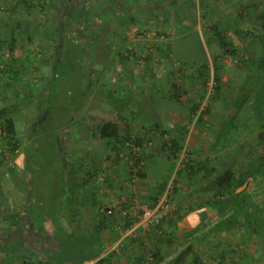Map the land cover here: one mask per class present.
Returning <instances> with one entry per match:
<instances>
[{"label":"crops","instance_id":"obj_1","mask_svg":"<svg viewBox=\"0 0 264 264\" xmlns=\"http://www.w3.org/2000/svg\"><path fill=\"white\" fill-rule=\"evenodd\" d=\"M36 2L31 13L27 12L25 5H20L26 11L24 19L31 16V20L39 26L46 22V25L49 24L46 26L47 30L42 24L41 27L32 28L34 30L32 31L28 26L20 24L17 26L16 16L0 15V112L5 113V116H2L3 120L8 118V101L12 102L8 98L10 96L8 88L16 87L17 93L22 94L25 77H29L32 86L42 81L43 84L39 86L40 92L33 94V98H36L35 103L39 104L37 98L53 95L55 87L62 85L51 83L53 73L58 76V71L61 72L63 66L67 70V65L71 71L78 70L70 57L76 47L74 42L78 43L79 48L84 49L86 55L82 62H77L85 75L83 87L85 90L78 100V107L72 120L58 130H50L46 133L52 139V143L49 150L44 151L42 155L38 154L41 138L45 129L52 124V112L47 105L41 103L40 108L38 107L36 113L34 112L37 122L33 124L35 129L33 128L34 134H32L35 136V142L29 146L21 143L19 152L8 153L6 145L8 140L0 135V264H76L81 257L89 256L91 258L83 264H145V246L155 252L153 264H204L203 261L206 259L198 254L195 244L205 242L211 236L217 239L213 245V258L218 256L217 260L221 264L227 261L225 260L227 257L232 259L235 245L230 233H223L224 239L221 242L222 234L217 235L213 232L218 221L210 224L211 217L217 209H221V206L218 208L214 203L207 204L204 210L208 219L198 229H194L188 217L191 207L202 208L204 204L202 199H205V195L216 196L213 186L215 178L230 170L229 166L227 168L225 165L217 166L215 156L208 157V160L203 158L204 162L191 161L189 162L191 165L187 163L188 166L194 165L196 170L191 175H188V171H183L182 180L179 178L176 183L182 194H178L177 198H182L186 194L194 200L191 204L184 205L183 210L179 206L182 217L175 223L163 225L158 229L136 231L124 239L123 248L112 251L115 244L124 238L122 229L125 227L119 217H109L101 212L111 202L124 195L131 197L134 195L148 205L157 202L161 187H166L173 170L168 169L166 173L162 171V158L167 157L168 153V150L162 151L165 134L170 135L172 141L180 142L183 148L189 145L193 149L207 150L209 153L220 142L218 133L224 122H216L209 131V136L207 129L202 126L204 123H197V127L195 122L189 125L190 119L197 118L198 114L195 116L191 108L198 103L195 102L189 107L184 105L182 94L186 91L175 79L172 81V77L178 79V76L172 75L173 67L171 65L168 67V64L159 65L158 62V58L167 60L168 48L185 42L189 37L195 36L198 45L202 46L206 34L212 41V54L217 57L220 53L218 51L220 45L214 33L202 31L197 26L192 31L169 36L163 29L165 32L163 35L167 40L157 44L156 52L152 57H148L144 66L121 57L124 47L130 44L125 41L124 28L129 27L127 24L131 18L137 23H161L166 28V24L171 22L169 16L172 17L171 0H165L161 6L153 1L148 3L146 0H37ZM236 2L238 0H233V3ZM239 2L238 6L234 4L232 8L234 23L237 25V20L242 18L241 15L237 16L239 6L243 4L250 9L252 7L254 11L250 10L252 12L250 22L252 25L254 23L256 35L262 41L264 0H239ZM15 6L16 4L12 5L13 9ZM14 11L18 13V8ZM35 11L36 13L33 14ZM121 22L124 25L120 27ZM23 29L27 30L26 34ZM16 31L20 33L17 34ZM24 34L26 36H23ZM244 35L246 36V33ZM41 37L44 40L39 42L38 39ZM225 37L234 48H237L229 34ZM34 46L36 50H39L37 46H40L41 51H49V55L52 54L54 58L52 59L54 65L51 64L50 57L44 62L29 60ZM145 46L146 42L134 44L136 51L139 52L146 49ZM8 51L16 57L23 54L21 59L15 57L12 60L9 68L13 73L9 78ZM208 55L211 56L209 52ZM183 67L195 71L194 67ZM14 74H17L14 83H21L19 86L8 82L9 79L12 80ZM196 74L197 80L194 81L200 79V85L197 82L195 86L198 96V91L202 92L204 87V80L200 77L201 73L196 71ZM59 75L58 78H62L64 82L67 76ZM107 86L111 91L104 92ZM62 88L68 89V86L65 84ZM37 95L39 97H36ZM156 97L178 103L180 111L165 109L167 111L157 112L153 106L157 102ZM85 98L88 104L96 99L99 100L101 107L95 111L91 106L86 105L85 110H82ZM147 106L148 112L145 109ZM225 113L224 111L220 114V117L216 114L213 119H227L229 114ZM12 117L16 122L18 134H21L23 129L18 128L15 116ZM47 118L49 120L46 121ZM108 122L119 127V134L114 138L101 139L97 135V127ZM239 125L245 129L247 127L245 122ZM248 126H251V123ZM132 138L135 145L150 146V150L147 153L143 152L141 156L145 165L141 171L143 176H140L136 194L132 188L126 187L130 176L129 165L123 164L118 154L119 151L129 153ZM224 142L228 143V141ZM53 157L56 158L55 161L58 160L59 169L51 177L53 179L50 181L51 188L54 190L56 188L54 183H59L60 186L64 180L65 183H69L71 191L64 205H60V197H58L59 202L53 201L57 206L56 209L58 208L57 211H52L58 216L57 221L55 219L44 221L42 215L45 211L42 209L47 204L45 195L49 193V187L36 186L41 176L39 171L35 170L38 169L37 164L39 165L41 159L49 160ZM44 178H47V175ZM35 189L38 193H34ZM60 230L69 239L62 236L63 233L58 236L54 234ZM66 248L70 250L69 254L65 251ZM252 254L247 252L240 260L242 264H264V250L258 251L256 255ZM225 264H230L229 260Z\"/></svg>","mask_w":264,"mask_h":264},{"label":"rangeland","instance_id":"obj_2","mask_svg":"<svg viewBox=\"0 0 264 264\" xmlns=\"http://www.w3.org/2000/svg\"><path fill=\"white\" fill-rule=\"evenodd\" d=\"M174 1L175 0H171L172 17L169 16L171 22H168L166 24L167 25L165 26L166 28H164L163 24L161 23L148 24L147 22H144L145 24H142L141 28L147 31L154 29L163 31L164 29L166 30V33H168L169 36L171 35L178 36V34L180 35L182 32H184V30L182 29H185L186 25H188V19L186 18L184 23L182 24H180L179 22H175L173 16V14L175 13L174 11L175 9L172 8V6H174L175 3ZM188 1H190V4L192 6L195 5L199 7L201 5V8L204 6L205 2H207L206 0H195V1L188 0ZM16 2H17L16 0H2L1 1L2 6L0 7V15L2 14L8 17L16 16L18 20L17 26H19V24L23 26H28V28L34 31L33 29H35L39 25H37L36 22H33L31 20L32 19L31 16L25 17L24 19L26 11L22 9L23 6L18 7V13H15L11 9L12 5L16 4ZM207 3L208 4L210 3L211 5L208 6L207 8H202L201 10L198 8V10L200 11H198L196 15L199 21L197 28H200V30L202 31L204 30V28L205 31L206 30L211 31L210 29L211 25L218 26L219 30H221L223 34H225V36L228 37L229 34V37L232 38L234 46L237 47L235 48L236 55L233 56L231 53L227 51V49L220 48L218 50L220 52L219 55L217 57L213 56L212 44H211L212 41L208 38V35L205 33L206 40L202 46L198 45L196 37L192 36L186 39L185 42L177 45L175 49L177 53L183 54L185 56L187 55L186 59L187 61L188 59H190L191 63L189 62H188L189 64H187L186 62L183 63L182 61H179L174 58L171 59L169 57H168L169 59L167 58V60L158 58L159 60L158 62L159 65L168 64L167 65L168 67L170 65L173 67L172 75L175 77L178 76V79L172 77V81L175 79L177 83L181 85V87L184 88V90L186 91L185 94H182V98H183L182 100L185 103V104L183 103L185 106L187 105L189 107L192 104H195V102L201 103L202 101L199 112L202 110L204 111L205 109L209 110L207 118L203 121V123L206 122L209 125L208 124L202 125L204 126L205 130L207 129V133H208L207 136L210 135L209 131L213 129V126H215L216 122L218 121L224 122L222 123V128L218 133V138L221 139L219 142L220 144L218 143L217 146L215 145V148H213V151H211L210 153L207 152V150L193 149L189 145H187L186 147L187 158L185 161L186 164L187 163L190 164L189 162L191 161L202 162L205 158H207L206 160H208V157L215 156V161L217 166L225 165V168L229 166L230 170H233L234 172H236L237 175H239L241 171H246L249 168L250 163L255 158H256L255 160H257V158L258 159L264 158V142H261L260 139L264 132L263 131L264 129L262 127L264 124V68H260L258 66L260 57L263 56L262 54L264 53V39L262 41L258 39V36L256 35L257 31L256 28L254 27L255 25L254 23L252 25V23L250 22L252 20L251 17L252 12H250L251 9L253 10L252 7L250 9V7H247L243 4L242 6H239L240 9H238L237 11L238 14L237 16L241 15L242 18L240 17L241 19L237 20L238 24L236 25L233 20L234 11L232 10V8L234 7V4H237L238 6V3H240L239 0L236 3H233V0L231 1L208 0ZM184 6H189V5L185 4ZM243 8H246V11L242 10ZM194 10L196 11L197 8ZM35 13L36 11L33 12V14ZM42 24H44L43 26L45 30H47L46 26H48L49 24L46 25V22L41 23L39 27H41ZM128 28L129 27L124 28L125 32ZM23 32L26 34L27 30L23 29ZM16 33L19 34L20 32L16 31ZM245 33L246 36L244 35ZM25 34L23 36H26ZM38 40L39 42H41V40H44V38L42 39L41 37ZM76 43L77 42H74V45H76V47L74 51L71 53L70 57L73 60V65L76 68H78V70L71 71L68 69L69 68L68 65L66 70V68L63 66L61 72L58 71V76L60 77L59 74L61 75L64 74L65 76H67L66 79L63 82V79L60 78L59 80L56 81V83H54L57 86H60L62 84L61 85L62 87H64V85L66 84L69 90L63 89L61 86L55 87V92L53 95H50V97L45 96V97L37 98L40 103L36 104L33 98V94H35L36 92H40L39 91L41 87L40 85L43 84L41 83L42 81L39 84H35V86H32L30 85L29 77H25L26 79L23 80L22 83L24 90V93L22 94L17 93L16 87L8 88V93L10 95L8 96V98L9 100L12 101V102L8 101V108L12 109L13 107L11 106L13 105H15V107L18 106L16 110L15 109L12 110L13 111L12 115H14L16 118L18 128L23 129L21 130L22 133L19 134V138L21 140V143L24 144V146L25 145L29 146V144L35 142L34 140L35 136H33L34 131L32 130L34 128L33 124H36L37 122L35 118L36 117L35 111H37L41 103L43 105H47V103L49 104V102H51L52 105V109H51L52 124L47 129L53 131L58 130L61 126L67 124L69 121L72 120L73 118L72 116L78 107L77 106L79 103L78 100L80 96L82 97L83 91L85 90V88H83L85 82V79H83L84 73L83 70L81 69L82 67L80 65H77V62H79V56L81 54V48H79L78 43L77 44ZM158 43L159 42L156 41L155 46H157ZM35 48L36 46H34V51L32 50L31 55H29V60L31 59L32 62H35V59L44 62V60L48 61L49 57L52 58V54L49 55V51L48 52L41 51L40 46H37V48H39L40 51L36 50ZM125 48L126 47H124V50ZM230 48H231L230 50L234 49V47L232 46H230ZM27 49L29 48L27 47ZM156 49L157 48L154 49V53L156 52ZM208 52L215 60L216 65L218 67L219 73L217 75L220 78V84H217V82L214 81V76L216 75V73H214V67H213L214 61L210 58ZM154 53L151 54L147 53L149 54L147 57L149 56L152 57ZM22 56L23 54L21 53V56L18 55L16 57L14 54L8 51V68L9 66H11L12 60L15 59V57L21 59ZM55 57L57 58V56ZM231 58L234 61L236 60L237 62L231 63L230 62ZM135 62L136 61H133L132 63ZM145 63L147 62L146 61L143 62L144 66ZM207 63H209V66H211V72H210L211 79L208 83V93L204 94L203 89L202 92L199 90L198 91L199 97H198L196 94L197 89L195 86L197 82L200 85V79H198L197 82L194 81L195 79L197 80L196 71L202 74V71L205 68V65H207ZM183 66H187L188 68L194 67L193 69L195 71L186 69ZM12 73L13 71L11 72L9 68L8 78L12 76ZM165 73L168 74V72L166 71ZM15 78L16 76H13L12 77L13 82L11 79H9L8 82L13 83L16 86H19L21 83L19 82L14 83ZM216 88H218L219 92L216 91ZM108 89L109 87L107 86L104 92L111 91ZM110 99H114V97H110ZM155 99L157 102H155L153 106L157 112L163 110L167 111L165 109H170L171 111L175 109L177 111H180L179 110L180 105L174 101L167 102L162 100L161 97H156ZM174 99L175 101H177L175 97ZM198 99L199 100L202 99V100L199 101ZM86 105L87 107L91 106V109L96 111L101 107V102L96 99L91 104H88L87 98H85L84 104L82 106V110H85ZM145 109L146 112L149 111L148 106L145 107ZM224 111L227 114H229L227 116V119H215V120L213 119L214 115L217 114L220 117V114H222ZM197 118L190 119L189 125H192V123L194 122H195V126L198 125L197 123L200 122L197 121ZM239 122L240 123L245 122L247 124L246 129L240 126ZM250 123L251 126H248L250 125ZM202 126H201V130H203ZM223 140L228 141V143H225ZM55 159H56L55 157L49 158V160L41 159L38 162L39 165L37 164L38 169L35 170L36 172L39 171V176H41L38 178L37 181L38 184H36V186L38 185V188H40L41 185L49 187V193L45 195V202L47 204L42 210L44 211L48 210V215L49 212H51L49 216L51 219H54L53 214L55 213L52 211L58 210V208L56 209L57 206L53 204V201L59 202L58 197L60 195V192H62L61 185L59 186L58 185L59 183H54L55 181H53V183L55 184L56 188L54 190L51 188L52 183L50 181L53 180L51 177L53 176V174L55 175V172L58 171L59 169L58 160L55 161ZM162 160H163L162 161L163 173H166L168 169L169 171L173 169L171 173L172 175L169 179L170 182L173 176V172L175 171L179 163L178 158L175 160L173 159L172 162L168 160L167 157L162 158ZM188 164H187V168H188ZM254 165L257 169L261 168L263 172L257 174L255 181L252 178L246 180L245 183L239 189L236 190L235 195L238 193L247 194L248 198L246 200L248 201L249 204L247 208V212H249V210L254 209V207H257L258 211L264 213V160L262 159L260 160V162L256 161V164ZM187 168L184 170V172L185 171L190 172L189 171L190 169ZM182 173L183 171L180 172L177 176H175L176 179L173 180L174 186H176V183L179 181V178H181L182 180L181 177L183 175ZM218 173H220V170L218 171ZM45 175H47V178H44ZM188 175H191V173H188ZM70 190L71 188L69 187V189H67L66 191V194H64L63 196H61L62 198H60V200L63 201L64 203H66V198ZM35 192L38 193V190L35 189L34 193ZM235 195L229 198L217 197V196L211 197L210 195H205L206 196L205 199H202V201H204V204L212 205V203H214L218 208H220L221 206V209L219 210L217 209L214 215L211 217L210 224H213L227 217L232 212L233 204L235 202ZM76 196H78V194ZM174 199L177 203L178 208L180 206L182 210L185 209L184 205L185 206L189 205L194 200V198L190 196L188 197L186 194L182 198L181 197L177 198V195L175 196L174 194ZM55 220L57 221V218ZM246 227L247 226L242 224L241 226H236L234 230L230 232V238L235 245V254H233V258L235 260L232 261L233 258L231 259V257L230 258L227 257L225 259L227 261L229 260L230 264H242V261L240 260H242L241 258H243V256H245L247 252L250 254L252 252L254 255H256L258 251L264 250V229L260 230L259 233H254L253 236L249 237L245 233ZM86 236L87 234H85V237ZM223 239L224 237L222 234L220 236L221 242H223ZM216 240L217 239L214 238V236L213 237L211 236L205 240L206 244L205 242H200L199 244L198 243L195 244V247H197L198 249L197 250L198 254L199 255L201 254L203 258L206 259V261L209 262L210 264H221L217 260L218 256L217 258H213L214 257L213 245ZM227 261H225V263Z\"/></svg>","mask_w":264,"mask_h":264},{"label":"trees","instance_id":"obj_3","mask_svg":"<svg viewBox=\"0 0 264 264\" xmlns=\"http://www.w3.org/2000/svg\"><path fill=\"white\" fill-rule=\"evenodd\" d=\"M1 1L2 0H0V6H1ZM16 1L17 2H16V6L14 7V9H13V7L11 8L13 11L15 10V8H18L20 5H23V6L25 5L24 7L26 8L27 12L31 13L32 9H34V4H36L37 0H16ZM146 1L148 3L153 1L158 6H161L165 2V0H162V1L161 0H146ZM206 1L208 2V0H206ZM174 2H175L174 6H172V8L175 9L174 10L175 13L173 14L175 22H179L180 24H182V23H184L186 18L188 19V25H186L185 29H182V30H184V32L194 30L199 24V21H198L197 16H196L198 11H200L202 8H207L208 6L211 5L210 3L208 4L207 2H205L204 6L201 8V5L199 7L195 6V5L192 6L190 4V1H188V0H175ZM185 4H187L189 6H184ZM177 8H179V9H177ZM196 8H197V10L195 11L194 9H196ZM198 8L200 10H198ZM242 10L246 11V8H243ZM263 17H264V14H263ZM128 22H129V24H127V25H129V27L130 26L136 27V26H139L141 24H145L144 22L143 23L142 22L137 23V21L134 18H131ZM100 25H102V24H100ZM122 25H124L123 22L120 23V27ZM120 29H118V30H120ZM210 29L214 33V35L217 37V39L219 41L220 48L221 49L222 48L227 49V51L229 53H231L233 56H235L236 55L235 48L230 50L231 49L230 46H232V45L227 41V38L223 35V32L221 30H219V27L216 25H211ZM203 31H205V28ZM163 34H165V32L161 31L159 35H163ZM176 47H177V45L168 48L166 51V52H168L167 56L171 59L174 58V59H177L179 61H182L183 63H185V62L187 64L191 63L190 59H188V61H187V59H186L187 55L185 56L183 54L176 52V50H175ZM11 51H13V48H11ZM262 55L263 56L260 57V60L258 63V66L260 68H264V53ZM124 56H125L124 53H121V57L123 59L129 60L128 56H125V57ZM85 58H86L85 51L83 48H81V54L79 56V63L82 62ZM210 58L214 61L213 67H214V73H216V75L214 76V81L217 82V84H220V78L217 75L219 73L218 67H217L216 62L213 59V57L210 56ZM52 59H54V58L52 57L51 60ZM147 60H148V57L145 58V61H147ZM51 64L54 65V60H52ZM210 72H211V66H209V63H207V65H205V68L203 69L202 74L200 76L204 80V83H205V85L203 87L204 94L208 93V83L211 79V73ZM14 75L17 77V74H14ZM55 78L57 80H59L57 74L53 73V77L51 78L52 79L51 83H55L57 81V80H55ZM83 79H85V75H83ZM49 86H50V81H49ZM216 91L219 92L218 88H216ZM50 95L51 94H49L47 96L50 97ZM36 97H39V96L37 95ZM34 99H36V98H34ZM201 103H202V101H201ZM201 103L199 102L198 104L193 105L191 108V111L194 115H197L199 113L197 121H199L200 123H203V121L208 116L209 110L205 109L204 111L202 110L199 112V110L201 108ZM47 106L49 108V111L52 112L51 102H49V104L47 103ZM11 107H13V108L12 109L8 108V118L4 119V125L7 128L6 129L7 133L5 135V138L8 140V146L13 145L12 150L15 151V149H20L21 140L19 138V134H18L17 129H16V122L14 121V119L11 115L13 114L12 110H14V109L16 110L18 106L15 107V105H13ZM4 114H5L4 112H2V111L0 112L1 116H5ZM204 124H207V123L204 122ZM262 127L264 129V124ZM49 131H50L49 129H45L44 135L41 138V142H40L41 148L38 152L39 156L41 154H43L44 151H48L50 148V145L52 143V139H50V136L46 134ZM118 134H119V127L113 123L108 122V123L99 125L97 127V135L101 139L114 138V137H117ZM260 139H261V142H264V132H263ZM182 148H183V146L181 145L180 142L173 140L170 147L168 146V144H163L162 151L168 150L167 158H168V160L172 161L173 159L175 160L178 158L177 155L182 151ZM255 159L250 163V166L246 171L240 172V174H239L240 176L237 175L236 172H234L233 170H226L221 175H219L217 178H215V180L213 182V186L215 188V195L217 197L233 196V195H235L236 190L239 189L245 183V181L247 179L252 178L255 181L257 174L262 173L263 171L261 168L257 169L254 164H256V161L260 162V160H262V159L264 160V158H259V159L257 158V160H255ZM188 168L190 169L189 173H192V172L194 173L196 170L194 166H188ZM30 171L33 172L32 170H30ZM140 176H143V175L140 173ZM69 187H70L69 183L67 184L63 180L62 184H61V191L62 192H60V195H59L60 198H62L61 196L66 194V191H67V189H69ZM164 189H165V186H162L161 190L159 192V197H160V195H162ZM174 194H175V196L179 194V187L174 186ZM49 198H50V196H49ZM247 198L248 197H247L246 193H238L235 195V202L233 204L232 212L227 217H225V218H223L217 222V224L213 228V232L215 234L218 235V234H223V233H230L234 230V228L236 226H241L242 224L247 226L245 233L249 237L253 236L254 233H259L260 230L264 229V213L258 211L257 207H254V209L249 210V212H247V208L249 205L248 201L246 200ZM67 201H68V199H67ZM154 204H152V205H154ZM60 205H64V202L61 200H60ZM205 207H206V204H203L202 208L200 206H198L196 209L193 207L190 208V210H189L190 215L188 217H189V221L193 225L194 229H198L200 227V225L204 224L206 222V220L208 219L206 211L204 210ZM50 213L51 212H49V215H48V210H46L44 212V214L42 215V217L44 218V221H48V219H51L49 217ZM53 215H54V219H56V218L58 219V216H56L55 214H53ZM103 215H105L104 212H103ZM181 217L182 216L180 215V211H178V219H180ZM175 222L176 221H172L170 224L175 223ZM61 231L62 230H60V232H54V234L58 236L60 233H63V231L62 232ZM50 234H52V233H50ZM61 235L64 236L66 239L68 238V236L66 237L65 233H63ZM65 251L68 254L70 252V250L68 248H66ZM64 256H65V254H64ZM65 257H67V256H65ZM90 258H91V256H89L87 258L81 257L80 259H78L76 264H83ZM35 264H44V263H35Z\"/></svg>","mask_w":264,"mask_h":264},{"label":"built area","instance_id":"obj_4","mask_svg":"<svg viewBox=\"0 0 264 264\" xmlns=\"http://www.w3.org/2000/svg\"><path fill=\"white\" fill-rule=\"evenodd\" d=\"M160 30H145L141 27H129L125 32V41L130 44L127 45L125 50H123L124 55L129 57V60L136 61L138 64H143L145 58L151 53H154V49L156 48L155 42H162L166 38L164 35H159ZM139 42H146V49H143L141 53L136 51L134 44ZM138 52V53H137ZM145 52V53H143ZM149 53V54H147ZM230 62L234 61L232 58ZM199 114V113H198ZM6 126L4 125V120L0 115V135L5 136L7 133ZM137 139V138H136ZM134 138H132L129 146V153H124L123 151H119V157L122 159L126 165H129V180L126 184V187L132 188L134 194L137 193L138 184L141 180L140 173L144 168V161L141 156L143 152H148L150 150V146L144 145L138 146L134 144ZM164 144H168L170 147L172 144V138L170 135L165 134L163 136ZM9 152H19V149H15L13 151V145L8 146ZM186 147L182 148V151L177 155L178 156V165L175 171L173 172V176L171 181L166 185L162 195L159 197L157 202L154 205H148L142 203L138 200L134 195L131 197L129 195L121 196L120 199L111 202L106 208L101 211L106 216L114 217L117 216L122 221L125 229L123 230L124 238H121L115 246L112 248V251H117L123 248L124 239L131 236L136 231L140 230H151L158 229L159 227L170 224L172 221H177L178 219V211L179 208L174 199V184L173 180H175V176H177L180 172L186 169ZM146 253V262L145 264H153L155 262V252L152 248L145 246ZM204 264H210L206 260L203 261Z\"/></svg>","mask_w":264,"mask_h":264},{"label":"flooded vegetation","instance_id":"obj_5","mask_svg":"<svg viewBox=\"0 0 264 264\" xmlns=\"http://www.w3.org/2000/svg\"><path fill=\"white\" fill-rule=\"evenodd\" d=\"M45 115H46V114H45ZM45 115H44V116H45ZM47 120H49V118H47L46 121H47Z\"/></svg>","mask_w":264,"mask_h":264}]
</instances>
